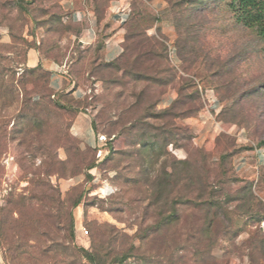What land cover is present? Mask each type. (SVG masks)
I'll list each match as a JSON object with an SVG mask.
<instances>
[{"label":"rangeland","instance_id":"1","mask_svg":"<svg viewBox=\"0 0 264 264\" xmlns=\"http://www.w3.org/2000/svg\"><path fill=\"white\" fill-rule=\"evenodd\" d=\"M114 1L72 0L98 20L85 46L69 0H0V263L264 264V41L231 0H121L134 70L160 42L175 69L134 81L93 65ZM33 49L86 99L53 91ZM77 108L102 161L70 130Z\"/></svg>","mask_w":264,"mask_h":264},{"label":"crops","instance_id":"2","mask_svg":"<svg viewBox=\"0 0 264 264\" xmlns=\"http://www.w3.org/2000/svg\"><path fill=\"white\" fill-rule=\"evenodd\" d=\"M120 2L121 0L114 1L111 4L108 12L109 14L106 18V21L110 23L109 30L111 31V35L108 36L102 51V58L106 62L118 60L123 52L125 32L122 28V23L119 21V15L117 12H115L122 5ZM72 3V0H69L67 3L68 8L71 11V18L74 22L81 23L83 26L78 38L85 46H94L98 41L97 36L99 28L96 15L93 11L76 10ZM75 12H81L83 14V19L81 21L74 19L73 15ZM27 66L29 68H37L42 66L43 69L50 72V87L60 96H70L77 103H80L86 99L87 92L81 87L76 86L74 81L69 80V78L66 76L65 66H61L51 61H44L41 59L39 53L34 49L29 52ZM172 99L173 98L171 96H167L163 102L165 103V106L168 105ZM70 130L72 134L81 141L86 149H95V146L98 144L96 138L97 134L93 128L91 117L88 113L85 111H78L71 124Z\"/></svg>","mask_w":264,"mask_h":264},{"label":"trees","instance_id":"3","mask_svg":"<svg viewBox=\"0 0 264 264\" xmlns=\"http://www.w3.org/2000/svg\"><path fill=\"white\" fill-rule=\"evenodd\" d=\"M230 7L236 13L237 19L243 23L244 26L254 30L258 37L264 41V0H231ZM159 44L160 46H158V44L156 45L159 47V52H156L154 48H151L144 56H137L135 58L134 62L136 65L138 64L140 68L134 70V65L131 64L129 59H126L127 54L125 53V49H123L122 55L118 60L106 62L102 58V55L100 56V52L103 51L105 43L99 42L96 46L97 57L94 60L95 62H93V65L99 64L104 67L115 68L117 63L121 61L125 67V74L134 79V81L143 80L146 83L154 82L157 84L159 83L162 86H168L175 79V69L168 58L166 45L161 42ZM40 67L42 66L37 68L40 69ZM43 75L46 78L47 83L50 85L51 73L45 70ZM75 84L77 86V81H75ZM182 92L183 89L179 92L181 98ZM78 111L84 110L83 108H77V112ZM192 111L189 113L191 114ZM109 147L110 153L108 156L112 153V147Z\"/></svg>","mask_w":264,"mask_h":264},{"label":"built area","instance_id":"4","mask_svg":"<svg viewBox=\"0 0 264 264\" xmlns=\"http://www.w3.org/2000/svg\"><path fill=\"white\" fill-rule=\"evenodd\" d=\"M117 14L119 15V21L124 23L128 20L130 15V5L122 6L117 10ZM74 19L77 21H81L83 19V14L81 12H75L73 15ZM106 136L103 134H99L97 138L98 144L95 146L96 157L98 161L104 160L108 154L110 153V147L108 145V140L105 138Z\"/></svg>","mask_w":264,"mask_h":264}]
</instances>
